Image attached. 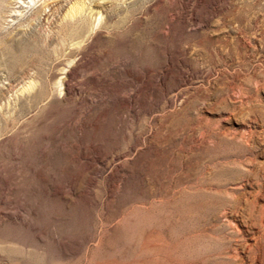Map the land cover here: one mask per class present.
Wrapping results in <instances>:
<instances>
[{"label":"rangeland","instance_id":"1","mask_svg":"<svg viewBox=\"0 0 264 264\" xmlns=\"http://www.w3.org/2000/svg\"><path fill=\"white\" fill-rule=\"evenodd\" d=\"M263 129L264 0H0V264H263Z\"/></svg>","mask_w":264,"mask_h":264},{"label":"bare ground","instance_id":"2","mask_svg":"<svg viewBox=\"0 0 264 264\" xmlns=\"http://www.w3.org/2000/svg\"><path fill=\"white\" fill-rule=\"evenodd\" d=\"M82 11V10H81ZM73 32V31H72ZM264 130V129H263ZM252 134V133H251ZM262 208V207H261ZM263 211V210H262ZM227 214V213H226ZM264 215V214H263ZM260 220L257 222L258 223V225H259V228H260V234L258 235L257 233V235H256V239H257V241L259 242V241H261V240H263L264 239V217H260L259 218ZM231 222V221H230ZM234 222V221H233ZM232 222V223H233ZM231 223V224H232ZM254 223V222H253ZM234 225V224H233ZM256 225V224H255ZM263 242V241H262ZM235 249H237V248H235ZM235 249H233V250H235ZM237 251V250H236ZM264 253V252H263ZM239 254H240V252H239ZM237 255H238V253H237ZM237 255H235V258L237 257ZM247 255V254H246ZM228 256H232L231 254L230 255H228ZM234 256V255H233ZM245 256V255H244ZM243 256V257H244ZM255 257V256H254ZM259 257H261V256H259ZM233 258V257H232ZM234 258V259H235ZM255 258H257V257H255ZM245 259V258H244ZM252 259H254V258H252ZM263 259V258H262ZM235 262V261H234ZM233 262V263H234ZM241 262V261H240ZM258 263V262H257ZM262 263L264 264V259L262 260ZM235 264V263H234ZM238 264H240V263H238ZM243 264V263H242ZM254 264V263H253Z\"/></svg>","mask_w":264,"mask_h":264}]
</instances>
